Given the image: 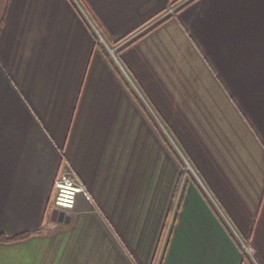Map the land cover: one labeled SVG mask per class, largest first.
<instances>
[{"label": "crops", "instance_id": "1", "mask_svg": "<svg viewBox=\"0 0 264 264\" xmlns=\"http://www.w3.org/2000/svg\"><path fill=\"white\" fill-rule=\"evenodd\" d=\"M27 230L0 264H264V0H11L0 234Z\"/></svg>", "mask_w": 264, "mask_h": 264}, {"label": "built area", "instance_id": "2", "mask_svg": "<svg viewBox=\"0 0 264 264\" xmlns=\"http://www.w3.org/2000/svg\"><path fill=\"white\" fill-rule=\"evenodd\" d=\"M173 11V8L170 12ZM117 47L110 48V51L116 61L117 54L115 50ZM187 170L191 171L192 167L186 159H184ZM79 193H83L86 197H90L89 193L83 186L82 182L78 178V176L73 171H66V169L62 170L54 182V196H53V205L57 210H69L74 208L77 195ZM242 246L246 252V254L252 258H254L255 249L252 243L243 241Z\"/></svg>", "mask_w": 264, "mask_h": 264}, {"label": "trees", "instance_id": "3", "mask_svg": "<svg viewBox=\"0 0 264 264\" xmlns=\"http://www.w3.org/2000/svg\"><path fill=\"white\" fill-rule=\"evenodd\" d=\"M11 0H0V34L4 27L6 15L10 7ZM33 232L31 230L23 231L17 234L9 235L6 233L0 234V243L12 242L17 240L26 239L31 236Z\"/></svg>", "mask_w": 264, "mask_h": 264}, {"label": "rangeland", "instance_id": "4", "mask_svg": "<svg viewBox=\"0 0 264 264\" xmlns=\"http://www.w3.org/2000/svg\"><path fill=\"white\" fill-rule=\"evenodd\" d=\"M176 4L174 3V4H172V6H170L167 10H166V12L164 13V15H166L167 13H169L170 12V10L172 9V7H174ZM115 52H116V54H118V52H117V50H115ZM119 55V54H118ZM184 161V160H183ZM184 163H185V161H184ZM186 165V164H185ZM71 169L70 168H66V171H70ZM187 170V169H186ZM72 171V170H71ZM186 172H189L188 170L186 171ZM84 186V185H83ZM53 196H54V192H53ZM52 201H53V197H52Z\"/></svg>", "mask_w": 264, "mask_h": 264}, {"label": "water", "instance_id": "5", "mask_svg": "<svg viewBox=\"0 0 264 264\" xmlns=\"http://www.w3.org/2000/svg\"><path fill=\"white\" fill-rule=\"evenodd\" d=\"M55 212H57V213L60 214L61 216H62V215L65 216V215H66V212H65L64 210H62V211L55 210ZM64 216H63V217H64Z\"/></svg>", "mask_w": 264, "mask_h": 264}]
</instances>
